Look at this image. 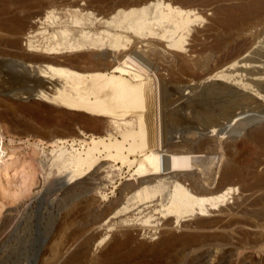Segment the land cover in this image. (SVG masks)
I'll return each instance as SVG.
<instances>
[{"label": "bare ground", "instance_id": "bare-ground-1", "mask_svg": "<svg viewBox=\"0 0 264 264\" xmlns=\"http://www.w3.org/2000/svg\"><path fill=\"white\" fill-rule=\"evenodd\" d=\"M17 1L0 0V75L6 76L9 85L6 88H14L16 87L15 83H21L23 87L19 91V88L17 89L18 95L32 96L34 99L52 104L56 108L78 110L100 118L106 117L108 118L106 122L110 120L111 124L118 129L123 126L133 127L130 132L122 136L121 141H115L112 146L117 155L127 152L134 157L131 165H134L136 169L133 170L131 178L135 184L126 185L125 200L114 207L110 214L102 219V222L99 221L100 224L97 227L94 226L93 230L105 228V233L98 237L97 246L105 243L108 232L111 227H114L115 222L110 220L117 218L118 215L128 213L133 208L131 202L139 205L138 210L140 207L146 209L147 204L157 201L160 205L159 210L147 213L135 222L126 218L117 223L127 227L138 223L137 225L149 229L148 235H150L151 241L158 239L151 246L146 248L143 246V249L135 251L144 250L145 253L158 257L181 248L186 262L187 260H196L200 256L199 251L195 248L199 240L198 237L186 234L180 236L169 234L160 239H153L161 231L167 230L172 224H175L181 230H194V232L211 230L210 233L214 231L213 234L217 239L214 249L218 255L216 264L253 262L257 258L256 255L259 254L255 249L261 245L264 236V211L258 209V205L264 201V193H262L264 191V175L256 176L254 172L255 165H264V158L261 159L262 156L259 155L261 148L257 147V144L264 138V131L252 132L243 142V146L237 149L226 147L222 151V146L217 145L213 140H196L187 143L181 149L167 146L166 142L168 141L165 138L162 141L160 133L156 131V122L152 113L154 111L152 110L157 102H155L152 88L147 83L144 73L131 66L127 61L128 54L130 56L133 54L134 59H138L144 64L145 70L150 73L156 70L151 61L144 58L146 56L137 54L138 51L134 52L133 47L127 46L132 37L151 42H163L167 48L166 51L168 49L174 52L184 51L185 37L190 28L201 20L194 10L189 9L192 2L177 0L170 4L164 0H146L135 4L137 7L118 10L105 19L98 18L92 13H85L80 8V10L75 8L71 11L67 10L69 11L67 13L64 11L65 15L59 13L60 16L56 11L50 10L43 18H37L36 15L18 17L20 13L16 16L13 11H8L10 4H18H14ZM133 4L130 6H134ZM223 12L228 13L226 10ZM122 33L123 35H121ZM20 41L25 42L24 48L17 52ZM226 60L222 65L225 69L217 75L213 83L203 81L198 86L193 85L194 87L183 90L185 94L182 97L185 98L179 99V101H183L181 105L179 104L180 110L166 114L162 111L164 114L162 116L165 119L168 117V121L165 120L166 123L163 126L165 125L167 128L169 125L170 127L179 118L183 121L184 118L180 113L183 112L186 115V110L192 109V120L194 121L192 122L196 126L192 128L194 132L202 137L210 134H219L224 137L225 133L230 132L225 126L233 118H236V111L242 112L246 108L248 110L252 105L257 109L264 110L263 102L260 103L256 100L257 97L252 96L253 93L250 94L253 91L264 101V50L259 48L244 57L238 53ZM184 63H186L185 60ZM89 64L94 65L93 68L97 69L95 71L90 69L94 75L89 74L92 73L89 72V69L83 71V67L89 66ZM70 67L77 70L83 69L80 70V73H71ZM105 72L112 75L107 76ZM69 73L71 76L68 75ZM77 78L81 79L75 82L73 93L82 99L83 103H76L66 95V89L70 88V84ZM90 81L92 88L88 86ZM1 89L3 88L0 86V91ZM2 91L4 92V90ZM172 93L173 90H167L165 96L169 99ZM15 94L17 95V93ZM204 94L217 96L216 98H222V101L215 106L207 105L197 110L193 104ZM23 99L25 98L23 97ZM166 102H164L165 108L172 105V103ZM257 113L259 114V112ZM260 114L264 115V111ZM109 126L112 125L109 123ZM163 144L166 149L162 147ZM217 148L222 151L218 158V163L221 162V164H218L219 167L215 173L217 174L215 185L207 188L206 186H209L215 179L213 178L214 171L210 167L214 162V156L209 154L215 153ZM2 153L4 152L2 151ZM202 156L206 157L201 158ZM247 156L253 157L255 161H245ZM90 161L91 155H86L84 158L80 156L67 163L65 167L73 178L74 173L79 172V169L75 170L74 167H80L83 163H90ZM192 167L199 171V176H209L208 180L204 181L205 178L202 179L203 181L201 180L205 186L197 179H192L194 175V172L190 171ZM11 169L22 173L24 179L21 183V192L29 193L30 184L26 178L31 179L32 176L27 175L29 173L26 169L5 163L0 171V178L6 177ZM250 175L253 183H248ZM139 177L142 179L138 180ZM256 192H259L260 195L255 196ZM216 212L221 218L210 222L211 224L196 221L185 225L184 219L205 217ZM183 221L185 223L182 225ZM194 232L192 234H195ZM227 236L236 240L229 242ZM95 239V235L88 238L78 251H74L66 259L64 258L63 264H80L90 251L91 243ZM127 241L118 245L123 247ZM116 245L106 247L107 249L99 256L100 264H107L110 254L117 250ZM56 248L49 253L53 254L52 264H56L63 256L65 257L69 250L67 248L62 253L63 247L59 249L56 246Z\"/></svg>", "mask_w": 264, "mask_h": 264}, {"label": "rangeland", "instance_id": "rangeland-1", "mask_svg": "<svg viewBox=\"0 0 264 264\" xmlns=\"http://www.w3.org/2000/svg\"><path fill=\"white\" fill-rule=\"evenodd\" d=\"M18 1L14 2V4H18H12L13 7L10 4L8 8V11H13L15 15L20 13L19 16L16 15L18 17L36 15L37 18H43L50 10L56 11L57 15L59 13L65 15L64 11L67 13L74 8H80L85 13H92L98 18L106 19L118 10L137 7L135 4L146 0ZM164 1L172 4L177 0ZM179 1L192 2L188 8L194 10L201 17L198 25H193L185 37L184 51L174 52L169 49L166 51L167 48L163 42H151L133 37L129 45L127 44L128 47H133L134 52L138 51L137 54L146 56L144 58H148L156 69L150 73L144 69V64L141 61L132 57L133 54L127 56L128 63L144 73L147 83L152 88L155 102L158 104L152 110L154 111L152 113L156 122V131L160 133L161 140L165 138L168 141L166 145L174 149H181L187 143L196 140H213L217 145L222 146V151L226 147L230 149L242 147L249 134L259 130L264 131V115L260 114L264 110L257 109L254 105L250 106L248 110L246 108L242 112L236 111V118H233L225 126L230 132L225 133L224 137L219 134L202 137L194 132L192 128L196 126L193 125L192 109H187L186 115L181 111L183 121L179 118L175 121L176 123L170 127L168 125L167 128L163 124L166 123L165 120L168 121V117L165 119L162 115L180 110L179 106L183 101H179V99L185 98L182 97L185 94L183 92L185 88L198 86L203 81L213 83L217 75L225 69L222 65L228 57L238 53L244 57L259 48L264 50V0ZM131 4L134 6H130ZM224 10L228 13H224ZM24 43V41H20L17 52L24 48ZM17 54L19 55V53ZM91 65H85L86 68L83 67V71H87V69L95 71L96 68ZM83 68L77 70L70 67L69 70L71 73H80ZM92 70L89 71L92 72L89 74L94 75ZM98 70L100 71V69ZM71 73L68 75L71 76ZM105 74L112 75L108 72ZM0 77V86L3 88L0 91V171L5 163H10L26 169L29 173L27 175L32 176L31 179L26 178L30 184V191L26 194L21 192V183L24 178L19 171L11 169L6 177L0 178V264H52L53 254L49 253L57 249L56 246L59 249L63 247L62 253L67 248L69 249V253L67 252L66 256L58 261L59 263L57 262L63 264V260L65 261L67 256L78 251L93 235L96 236V239L91 243L90 251L84 257L83 263L80 262V264H100L99 256L107 249L106 247L113 244H117V250L110 254L107 264H216L218 255L214 249L217 240L213 234L214 231L210 233L211 230L195 232L194 230H181L175 224H172L169 229L161 231L159 235L155 234L157 237L155 236L153 239H160L169 234L176 236L186 234L198 237L199 240L195 248L199 251L200 256L196 260H187L186 262L181 248L158 257L145 253L144 250L135 251L143 249V246L144 248L151 246L158 239L151 241L150 235H148L149 229L137 225L138 223L129 227L117 223L126 218L135 222L143 215L159 210L160 205L157 201L147 204L146 209L140 207L138 210L139 205L135 202L133 205L134 203L131 202L133 208L128 213L118 215L116 220H110L115 222V225L108 232L105 243L97 246L98 237L105 233V228L93 229L110 214L114 207L125 200L126 185L135 184L131 178L133 170L136 169L134 165H131L134 157L127 152L117 155L112 146L115 141H121L122 136L130 132L133 127L123 126L118 129L111 124L110 120L106 122L108 121L106 117H101V119L99 116L84 114L78 110L56 108L54 105L34 99L32 96L18 95V91L23 85L15 83L16 87L7 89L9 85L6 76L0 75ZM80 79H75L70 84V88L66 89V95L76 103H83V100L73 93L75 82ZM93 79L95 78L93 77ZM88 86L92 88L91 81ZM10 90L16 91L13 93ZM167 90H173L169 99L165 96ZM250 94L264 104V101L255 92L251 91ZM216 97L204 94L193 105L197 110L207 105L215 106L222 101V98ZM166 101L172 105L165 108L164 102ZM173 102L175 103L173 104ZM162 111L165 113L162 114ZM257 117L262 119H257ZM109 123L112 125L111 127ZM259 146L261 148L259 155L263 159L264 138L257 144V147ZM162 147L166 149L165 144ZM218 148L215 153L209 154L214 156V162L210 167L214 171L213 178L215 179L209 186H206L207 188L213 187L217 180L215 173L221 164V162L218 163V158L222 153ZM108 150L109 152H106ZM86 155H91L90 163H83L80 167L75 166L74 169H79V172H75L72 178L65 165L80 156L84 158ZM203 157L206 156L201 158ZM247 157L249 159L246 158L245 161H255L253 157ZM58 162L59 164H57ZM256 166L254 168L255 175H264V165ZM190 171L194 172L192 179H197L200 182L204 178V181L209 179V176H199V171L195 167H192ZM249 177L248 183H253L251 175ZM137 179L141 180L142 178ZM202 185L205 186L204 183ZM259 192H256L255 196L264 193V191L260 194ZM258 206V209L264 211V201ZM220 218L216 212L205 217L184 219L186 223L183 221L181 224L187 225L196 221L212 223ZM61 231L63 232L61 233ZM193 232L195 234H192ZM227 240L234 242L236 239L227 236ZM124 241H127V244L120 247L118 244ZM132 251L135 252L132 253ZM255 251L259 253L258 256L256 255L257 258L251 263L245 261L244 264H264V236L261 245Z\"/></svg>", "mask_w": 264, "mask_h": 264}]
</instances>
